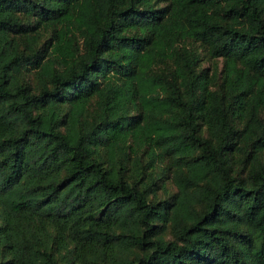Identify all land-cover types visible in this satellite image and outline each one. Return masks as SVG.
Masks as SVG:
<instances>
[{
	"label": "trees",
	"instance_id": "1",
	"mask_svg": "<svg viewBox=\"0 0 264 264\" xmlns=\"http://www.w3.org/2000/svg\"><path fill=\"white\" fill-rule=\"evenodd\" d=\"M0 264H264V0H0Z\"/></svg>",
	"mask_w": 264,
	"mask_h": 264
},
{
	"label": "rangeland",
	"instance_id": "2",
	"mask_svg": "<svg viewBox=\"0 0 264 264\" xmlns=\"http://www.w3.org/2000/svg\"><path fill=\"white\" fill-rule=\"evenodd\" d=\"M202 50L201 49H198V53L201 52ZM207 60L204 62L205 65H207Z\"/></svg>",
	"mask_w": 264,
	"mask_h": 264
}]
</instances>
